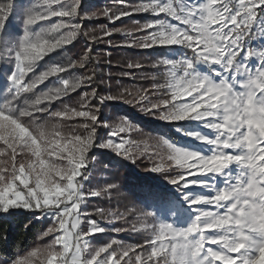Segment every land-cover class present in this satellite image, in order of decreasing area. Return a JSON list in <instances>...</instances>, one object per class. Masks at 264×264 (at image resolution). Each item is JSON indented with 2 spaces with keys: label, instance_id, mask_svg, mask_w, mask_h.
<instances>
[{
  "label": "snow or ice",
  "instance_id": "6c2138e0",
  "mask_svg": "<svg viewBox=\"0 0 264 264\" xmlns=\"http://www.w3.org/2000/svg\"><path fill=\"white\" fill-rule=\"evenodd\" d=\"M121 5L103 15L114 23L122 17L146 13L165 20H152L136 29L143 35L126 41L129 48L149 49L179 46L191 56L180 61L160 58L152 62L159 69L163 82L152 90L129 99L131 93L101 97L118 98L129 105H139L145 114L165 122L193 120L215 133L214 137L197 139L212 148L209 156L183 150L167 140V159L175 165L176 173L169 177L173 185L188 186L186 177L224 174L235 165L236 173L224 175V186L213 190L207 198L191 201L196 215L183 229L166 223H143L144 242L125 246L112 239L93 247L91 237L107 231L84 210L91 198L110 195L115 185L86 189L89 179L86 169L91 162L87 153L92 147L113 151L125 159L135 157L125 148L124 139L96 143L99 107H89L97 99V91L85 93L79 109L50 111V105L70 92L94 81L91 75L62 80V87L45 92L18 108L16 102L24 94L34 93L37 86L52 76L70 69L85 67L90 57L53 65L34 79H28L37 62L67 46L79 34L82 25L74 21L80 16L79 0H43L29 9L23 21L24 34L10 48L0 53V59L12 63L7 73L8 87L0 95V213L23 208L51 217L50 226L42 233L51 240L29 251L11 264H264V48L252 50L246 42L264 35V28L254 32L257 22L264 24V0H114ZM12 3L0 6V30L10 14ZM59 18L37 32L30 26L40 21ZM139 23V22H137ZM108 29L104 35L110 36ZM131 36V33H129ZM90 51V50H89ZM243 55V60L238 57ZM255 60V66L248 61ZM195 63L217 65L223 70L219 81L194 72ZM129 69H142L141 63H129ZM132 72L124 75H132ZM157 76H153L156 80ZM91 97V100L89 99ZM152 97H158L153 100ZM37 113H47L60 120L83 118L80 127L86 135L65 136L59 126L51 129L38 126L34 131L26 120L34 121ZM129 130L130 126H129ZM125 131L120 126L109 132L118 137ZM94 159V158H93ZM157 165L152 171L163 172ZM207 206H211L210 208ZM103 215L104 210L95 209ZM145 218L149 212L141 211ZM120 219L122 217H115ZM83 225V227H82ZM127 229L114 228L122 232ZM132 231H141L135 225Z\"/></svg>",
  "mask_w": 264,
  "mask_h": 264
},
{
  "label": "rangeland",
  "instance_id": "374dc122",
  "mask_svg": "<svg viewBox=\"0 0 264 264\" xmlns=\"http://www.w3.org/2000/svg\"><path fill=\"white\" fill-rule=\"evenodd\" d=\"M81 1L83 0H79V5ZM9 2L12 3L10 14L3 29L0 30V53L4 52L5 48L12 47L19 40V38L22 37L25 30L23 21L27 12L29 9L34 8L36 4L42 3L43 0H0V6H5ZM128 2L135 5L138 4L140 0H128ZM197 2H199V0H197ZM101 9L103 15V12L107 8L101 6ZM100 14L101 13L98 8L90 13H82V17L84 19H90L95 18ZM139 15H144L145 20L143 23L152 20H165L167 23L172 25L176 24V21L167 20L166 17H154L146 13H139ZM58 19L59 18L53 17L51 21H40L36 25L30 26L29 30L31 32H37L41 29V27L51 24ZM74 22L78 23V18ZM259 28H264V24H260L258 21L257 26L253 28V31L259 32ZM246 46L250 47L252 50L264 48V35L248 40L246 42ZM166 47H170L171 49L168 50L164 59L170 61H180L190 57L183 52L182 47ZM238 59L243 60V55L238 57ZM248 63L251 66H255L256 61L253 59L248 61ZM12 66V63L5 62L3 59H0V94H2L8 87L6 77ZM193 70L200 75L208 76L214 81H219L221 75H223V70L217 65L195 63ZM217 72L221 73V75H215ZM3 99L4 96L0 95V101ZM94 109L95 108H93V110ZM155 119L158 120V123L166 126V130L170 132V134H146L135 122L121 115H114L109 117V119L108 116H106L102 122H99L100 120L98 117V122L100 124L97 125L96 129V143L99 144L101 141H106L109 138L117 141L119 139H124L127 141L124 147L130 150L135 159L134 161L132 159H125L123 156L117 155L113 151L102 147H92L87 153V157L91 162L88 164V168L86 169L89 179L84 181L85 188L91 190L105 188L108 184L115 185V188L110 190V195L104 194L100 197L91 198L89 202L84 205V210L91 214V218L95 219L97 222H99L98 219H100V221L105 223V226H100L107 229V231L98 233L90 238L93 247L104 245L112 239L122 242L125 246L135 245L136 243L122 238V235H124L122 233L145 239V233L141 227L143 223H152L154 221L156 223L170 224L177 229L186 228L191 224L196 215V212L193 210L194 207H204L193 206L191 205V201L211 196L213 194V190L220 189L224 186L225 174H234L237 172L236 166L233 165L226 169L224 174H206L203 176L197 175L194 177H186V179H188L187 187L183 186V184H171L169 182V177L174 175L177 169L174 164L169 167L172 162L167 159V150L163 146L161 139L167 140L169 143H172L174 146L180 147L183 150L193 151L197 155L209 156L212 154L211 146L202 142V140L197 139L196 135L198 134L200 137L209 138L214 137L215 133L203 127L202 123L198 121L185 120L180 122H165L157 118ZM120 126H125V131L120 133L118 137H109V132L113 129L119 128ZM129 126L131 130H129ZM86 134V129H84L82 133H79V135ZM172 137L175 140L177 139V141L175 142ZM104 157H111L114 161L118 160V164L113 161V164L116 163V167L123 161L125 163L133 164L136 169L139 163L145 162L146 171L148 174L153 176V182L155 183L153 194L150 195L145 193L143 197H136L128 192H120L113 181L114 167L112 165L103 164L102 161L104 160ZM157 165H163L165 170L163 172L152 171V169ZM207 207L210 208L211 206ZM97 208L104 210L103 215L95 212V209ZM18 209L25 210L23 208ZM11 210L13 209H10L9 211ZM141 211L149 212L152 216L145 218L141 215ZM39 215L40 213L34 216V221H37L40 225L44 226L42 230L38 232L34 246L19 254L16 258L26 256L29 251L38 246L45 245L51 240V237L42 236V233L48 226H50L51 217L45 215L40 219H36ZM117 216L122 218L116 219L115 217ZM117 225L120 226L118 227ZM134 225L137 228H141V231H132L131 229ZM114 228H123L127 230L115 232L112 231ZM106 232L108 234H105ZM7 264H11V262Z\"/></svg>",
  "mask_w": 264,
  "mask_h": 264
},
{
  "label": "trees",
  "instance_id": "16d2710c",
  "mask_svg": "<svg viewBox=\"0 0 264 264\" xmlns=\"http://www.w3.org/2000/svg\"><path fill=\"white\" fill-rule=\"evenodd\" d=\"M104 4V5H103ZM101 6L111 9L115 12L121 7L112 0H83L81 1L78 12V23L82 25L79 34L67 46H64L55 52L45 56L37 62L34 72L29 73L28 79H34L45 71H48L53 65L65 66L70 62L81 60L85 55L90 59L85 67L73 68L67 72L61 73L60 76H52L39 84L34 93L24 94L20 100L16 102L18 108L26 107L25 98L28 101L34 100L36 96L45 92L52 91L58 87H62V80L79 79L91 75L95 72V77L90 87L84 86L74 92H70L68 96L57 100L50 105V111H66L70 109H79L85 93H91L92 87L97 91V99L91 100L90 108L99 107V122H102L106 116L121 115L135 122L146 134H170L166 130V126L158 123L153 115L145 114L140 110L139 105L133 106L124 103L118 98L104 100L100 103L101 97L119 96L121 93L127 95L128 98L143 95L142 90L151 92L153 83L163 82L158 76L159 69L152 67V62L157 59L164 58L170 50V47H154L149 49L129 48L125 46L126 41L132 36L143 35L136 29L144 22V15H132L122 17L114 23H110L108 18L102 15ZM100 10V15L95 18L84 19L82 13H90L96 9ZM139 22V23H137ZM108 29H120V31H112L110 36L104 33ZM129 30V31H128ZM125 32V33H124ZM131 33V36L129 35ZM90 50V51H89ZM187 56L191 53L182 48ZM129 63H141L142 69H129ZM132 72L128 76L124 73ZM153 76H157L153 80ZM153 100L158 97H152ZM95 110V109H94ZM108 114V115H107ZM81 118L71 121L60 120L58 118L49 117L47 113H37V119L34 121L26 120L34 131L38 126H46L49 129L53 125L59 126V130L65 136L82 133L84 128L80 127ZM172 139L176 142L173 137ZM114 159L104 157L103 164L112 165L113 181L120 192H128L136 197H143L145 193L153 194L155 183L153 176L146 171V163L142 162L135 166L130 163L120 162L118 160L113 164ZM39 214L35 211L13 209L8 213H0V264H7L13 261L19 254L29 250L35 244L36 236L44 225H40L34 221V216ZM99 220L101 226L105 223ZM118 227L120 225H117ZM105 234H108L107 232ZM122 238L133 243H143L144 239L138 236L127 235L122 233ZM103 242V241H102Z\"/></svg>",
  "mask_w": 264,
  "mask_h": 264
}]
</instances>
